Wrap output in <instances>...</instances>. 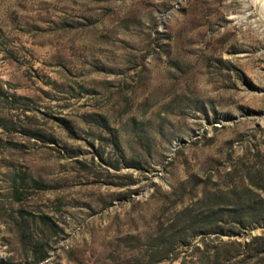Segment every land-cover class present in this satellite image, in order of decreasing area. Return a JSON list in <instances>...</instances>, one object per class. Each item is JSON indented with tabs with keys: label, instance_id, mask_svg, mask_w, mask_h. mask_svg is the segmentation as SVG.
Returning <instances> with one entry per match:
<instances>
[{
	"label": "rangeland",
	"instance_id": "1",
	"mask_svg": "<svg viewBox=\"0 0 264 264\" xmlns=\"http://www.w3.org/2000/svg\"><path fill=\"white\" fill-rule=\"evenodd\" d=\"M250 204L264 0H0V264H264Z\"/></svg>",
	"mask_w": 264,
	"mask_h": 264
},
{
	"label": "trees",
	"instance_id": "2",
	"mask_svg": "<svg viewBox=\"0 0 264 264\" xmlns=\"http://www.w3.org/2000/svg\"><path fill=\"white\" fill-rule=\"evenodd\" d=\"M245 212H247L246 216L251 217L248 221L250 223L260 221L261 219L264 218V209H262V207L258 204L247 205ZM246 224L247 223H243V226H246ZM45 255H47V254H45Z\"/></svg>",
	"mask_w": 264,
	"mask_h": 264
}]
</instances>
